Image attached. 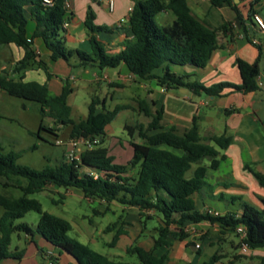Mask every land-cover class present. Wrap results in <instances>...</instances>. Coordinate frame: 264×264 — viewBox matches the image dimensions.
<instances>
[{"label":"trees","instance_id":"16d2710c","mask_svg":"<svg viewBox=\"0 0 264 264\" xmlns=\"http://www.w3.org/2000/svg\"><path fill=\"white\" fill-rule=\"evenodd\" d=\"M258 1L253 0L254 3ZM210 2L214 8L232 7L234 3L233 0ZM29 5L31 17L36 23L34 37L43 39L51 52L52 61L62 59L72 68L84 70L116 69L125 65L135 80H156L158 85L169 90L186 88L197 95L221 96L227 89L242 93L261 90L258 63L250 64L240 59L236 60V65L242 77L241 85L221 83L206 87L199 82L189 83L187 77L171 72V66L205 68L219 48L220 35L227 33L226 25L215 27L196 17L187 0H134L127 20L128 31L133 38L125 42V48L117 54L108 53L97 36L101 32L113 33V30L96 26L92 12L88 13L85 21L91 51L66 47L63 36L67 20L66 0H53L50 6H44L42 0H0V48L14 45L24 53L11 71L4 69L0 73V91L40 104L42 115L48 113L57 124L72 126V138L100 140L94 148L81 152L78 161L64 160L59 166L46 167L41 171L19 165V154L3 153L0 144V186L18 189L23 194L13 198L0 193V207L4 210L0 217V262L10 258L22 259L24 251H10L12 236L21 232L28 237L33 236L29 225L17 221L29 212H36L40 215L37 233L56 249L59 255H54L57 259L66 254L77 264H130L110 260L71 239L68 236L72 229L69 221L43 211L37 200L28 198V195L50 187L79 190L91 201L118 202L139 208L142 213L151 211L160 215L164 226L159 228L156 246L170 247L167 238H183L185 233L182 229L188 224L212 222L235 232L239 227L244 228L246 237L241 244L252 250L264 249L263 212L248 204L242 205L241 214L229 213L220 217L196 210L194 195L205 187L208 171L218 169L225 159V155L220 156V150L224 151L231 145V137H201L196 118L192 127L182 133L176 127L165 128L162 112L152 116V103L143 99L138 102L139 110L150 121L148 124L138 122L133 126L126 125L125 130L132 140L137 137L143 143L144 150L135 146L132 159L120 165L115 163V158L104 146L105 129L121 111L131 109L130 105H118L113 110H107L106 99L94 96L88 116L74 123L68 103L73 92L69 84L63 87L60 95L52 96L47 84L24 80L22 74L30 69H41L48 79L51 77L48 65L44 60H37L32 39L27 37L29 20L25 8ZM167 11L173 13L175 20L171 24L157 26L154 19ZM236 13L242 31L248 37L242 17ZM72 59L77 64H72ZM158 71L162 74L158 75ZM40 130L50 131L42 125ZM136 169L135 175L130 176L129 172ZM190 171L192 175L187 176ZM252 174L264 188V175L254 171ZM118 237L119 234L114 242ZM127 253L136 255L139 264L168 263V255L158 258L138 246L129 248ZM219 260L220 257L215 255L203 264H215Z\"/></svg>","mask_w":264,"mask_h":264},{"label":"crops","instance_id":"0c3cea01","mask_svg":"<svg viewBox=\"0 0 264 264\" xmlns=\"http://www.w3.org/2000/svg\"><path fill=\"white\" fill-rule=\"evenodd\" d=\"M187 1L196 17L201 19L196 15V12L203 13L205 19L201 20L215 27L226 25L227 33L220 35L219 48L205 68L171 66V72L178 76L187 77V82L189 83L199 82L206 87L221 83L241 85L242 77L236 65V60L240 59L250 64L258 63L260 69L258 81L261 90L252 93H242L227 89L221 96H208L203 93L197 95L186 88L169 90L158 85L156 80L145 82L134 80L133 86L135 89L133 90L140 89L145 91V97L137 95L131 99L137 105L143 99L151 102L152 116H156L157 112H162V124L165 128L176 127L182 133L192 127L196 118L201 137L206 138L216 135L232 138L231 145L224 151L220 150V156L225 155V159L221 161L218 169L208 171L205 187L201 192L194 195L198 212L204 213L206 210L211 209L219 212L221 216L229 213L241 214L242 205L248 204L264 214V188L259 185L252 174V171H254L264 175V69L261 68L262 61H264V34L259 31L254 21L255 15L260 16L264 20V0H259L256 3L253 0H233L232 7L223 8L212 7L210 0ZM66 3L69 7L63 36L68 49H79L88 53L91 51L89 32L85 27L89 12L93 13L96 26H103L113 30V33L101 32L97 35L98 39L105 45L108 53L117 54L121 52L125 48V42L132 40L133 37L128 31L129 25L125 23L120 26L119 23L121 20L127 21L134 6V0H114L113 12L108 9V0H66ZM30 10V5L25 8L26 17L29 20L27 37L32 39L37 60H44L48 65L51 77L48 79L41 69H32L27 72L38 75L43 72L46 78L39 83L47 84L50 94L58 96L66 84L72 87L70 84L71 78L75 81L77 77L73 75L74 68L66 61L62 59L52 61L50 59L51 52L46 47L43 39L34 37L36 23L31 17ZM235 10L242 17L248 37L242 31V26ZM162 15L167 17L169 11L162 13ZM169 20L170 23L168 24H171L175 17H170ZM23 54V50L14 45L1 47L0 73L4 69L11 71L12 69L10 70V68L14 67L15 63L23 57ZM71 63L77 64V61L72 59ZM92 69L95 70L94 77L92 80L87 81L94 82L98 78L101 80L98 83L99 87L102 88L105 82L112 91V93L108 91L103 97V99H106L105 107L107 109L108 106H111L108 103V98L111 103L115 102L113 94L123 91L124 88L121 85L131 80L133 76L125 65H121L116 69ZM89 73L90 68L79 69L80 75ZM157 73L158 75L162 74L161 71ZM121 76H125L128 79L122 80ZM72 88L73 92L69 98L74 93V87ZM94 96L100 97L98 94L92 97ZM116 100L119 101L120 99L116 98ZM118 105L129 104L120 100V103H116L114 108ZM131 107V109L121 112L136 111L137 114H140L139 105L137 110L134 106ZM126 125L123 126L124 131H126ZM108 127L109 125L105 129V140L108 137L110 138L109 146L107 147L110 154L115 141L116 144L121 146L127 144L133 157L135 146H138L141 142H131L132 139L128 133V141L118 139L115 135L108 133ZM113 157L115 158V163H117V157ZM136 171L137 169L132 170L129 175L134 176ZM68 192L78 193L84 197L79 190L69 189ZM94 201L103 207L102 210L99 208L95 209L97 214H105L110 210L111 204H115L121 209L120 221L107 228L106 231H116L115 236L119 234L117 242H114L113 239L109 245L128 255H132L127 253L129 248L138 246L148 252H152L158 258L168 255L167 264H203L215 255L220 257V260L215 264H262V259H264V249H245L235 231L222 228L220 224L212 222L196 224V229H203L201 239L197 238L201 236L197 235V233L195 235L185 234L183 238L170 236L167 238L171 245L170 247L164 245L156 246L155 242L159 237V228L164 226L162 219L157 214L151 211L142 213L139 208L124 206L118 202L106 203L99 200L91 202ZM216 203H221L222 208L219 209L213 205ZM156 217L159 218L160 225L157 228L149 229L147 221ZM171 230L177 232L175 228ZM213 232H219L223 237L215 236ZM234 235L236 236L235 238L233 237ZM26 240L27 253L36 251V254L42 256L45 263L46 253L39 251L37 245H34L30 237L27 236ZM197 244L200 245V248L196 247ZM53 249V254L59 255L54 247ZM118 256L120 257L121 255ZM25 257L26 254L24 253L21 260L10 258L1 261L0 264H22ZM59 260L60 264H66L67 262H69L68 264H77L71 256L66 254L59 256Z\"/></svg>","mask_w":264,"mask_h":264},{"label":"rangeland","instance_id":"374dc122","mask_svg":"<svg viewBox=\"0 0 264 264\" xmlns=\"http://www.w3.org/2000/svg\"><path fill=\"white\" fill-rule=\"evenodd\" d=\"M208 4L209 3H207V5ZM196 15L201 19H205L203 13L196 12ZM170 17L175 16L171 12H169L167 17L160 14L154 21L157 26L161 27L170 23ZM208 21L212 23L210 20ZM261 68L264 69V61H262ZM11 69H13V67L10 68V70ZM94 73L95 70L90 68L89 74L80 75L79 69L74 68L73 75L76 76L77 79L74 81V79L71 78L70 84L74 87V93L69 98V104L72 107L71 118L74 123H79L88 116V108L93 95L98 94L100 99H103L105 94L111 91L105 82L102 88L99 87L98 83L101 82V80L98 78L94 82L87 81L93 79ZM22 76L25 81L33 80L40 82L46 78L43 72H40L39 75L25 72ZM134 80L135 78H132L128 82H125V84L121 85V87L124 88L123 91L113 94L115 102L111 103L108 98V103L111 106H108L107 109H114L115 104L120 103L121 100L123 103L134 106L137 110L138 105L131 98L137 95L145 97V91L140 89L134 91ZM53 92L55 91L53 90ZM116 98L120 100L118 101ZM149 121L150 119L143 116L141 112L140 114H137L136 111L121 112L118 114L115 121L109 125L108 133L115 135L118 139L128 141L129 137L127 136V132L123 130L125 124L133 126L138 122L148 124ZM41 125L50 131L40 130ZM71 132L72 126L64 127L57 124L48 113L42 115L40 104L11 96L4 91L0 92V144L3 153L13 152L19 154L20 158L17 162L19 165L38 171L46 167L59 166L64 160H68V144L76 140L71 137ZM109 141L110 138H106L104 146L108 147ZM131 141L133 143L141 142L137 137ZM57 142H60V144H57ZM138 146V148L144 150L142 142L139 143ZM112 147L113 149L110 155L117 157L116 162L118 164H127L132 159L130 154L131 150L127 144L121 146L114 141ZM80 150L81 152L86 150L85 146L80 145ZM191 175L192 171L187 174V176ZM3 181L4 180H2V182ZM0 193L13 198L23 196L22 192L18 189H4L1 186ZM28 198L37 200L42 205L43 211L69 221L72 229L68 233V236L71 239L87 245L92 250L109 259L130 264H139L137 256L128 255L109 245L113 241L116 231L106 230L120 221L122 214L121 209L115 204H111L110 210L105 214H97L95 212L96 208L100 210L103 209L98 202H91L78 193H69L65 188L55 187H50L42 192L28 195ZM213 205L219 209L222 208L221 203ZM3 211L4 210L0 207V217ZM158 217L161 218L160 215H158ZM158 217L147 221L149 229L157 228L160 225ZM39 219L40 215L38 213L29 212L22 219H19L17 223H26L30 226L33 234L30 239L33 240L34 245H37L39 251L45 252L46 254L54 253L53 246L37 233ZM202 232L203 229H197V235H201ZM213 233L215 236L223 237L219 232ZM236 233L239 235L238 232ZM26 237L27 235L22 232L14 234L12 236L10 251H24L26 257L22 264L44 263V259L42 256L37 255L36 251L34 253H27ZM201 237L202 235L197 238L201 239ZM233 237L235 238L236 236L234 235ZM118 255L121 256L119 257ZM63 261L66 263L65 260ZM46 262L47 260L45 263ZM68 263L69 262L66 264Z\"/></svg>","mask_w":264,"mask_h":264},{"label":"built area","instance_id":"2783aa9c","mask_svg":"<svg viewBox=\"0 0 264 264\" xmlns=\"http://www.w3.org/2000/svg\"><path fill=\"white\" fill-rule=\"evenodd\" d=\"M42 4L44 6H50L53 4V0H42ZM65 6H66V9L68 10L69 6L67 3ZM108 9L110 12L114 11V0H108ZM254 21H255L259 31L264 34V20L260 16L255 15ZM125 23H127L126 20H121L119 25L121 26L122 24H125ZM255 43H257V42H255ZM130 78H131V76H130ZM121 79L126 80L128 78H126L125 76H121ZM99 142H100L99 138L91 139V138H84V137H81V138H78L76 140L71 141L68 144V146H69V152L67 154L68 160L69 161H73V160L78 161L79 160L80 154H81L80 145H84L86 149H92L97 144H99ZM57 144H60V142H57ZM205 213H208L212 217H220L221 216V214L219 212H217L215 210H211V209L206 210ZM182 231L185 234L195 235L197 233L196 224H188V225L183 227ZM237 232L239 233L241 240L245 239L246 231L244 228L239 227L237 229ZM243 246L245 249L248 248L247 245H243ZM196 247L200 248V245L197 244ZM46 256L48 259L47 264H60V260L57 259L53 253H47Z\"/></svg>","mask_w":264,"mask_h":264},{"label":"water","instance_id":"95a60500","mask_svg":"<svg viewBox=\"0 0 264 264\" xmlns=\"http://www.w3.org/2000/svg\"><path fill=\"white\" fill-rule=\"evenodd\" d=\"M130 16H128L127 20H129Z\"/></svg>","mask_w":264,"mask_h":264}]
</instances>
